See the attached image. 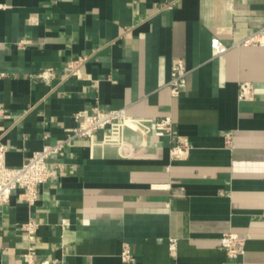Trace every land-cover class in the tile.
Instances as JSON below:
<instances>
[{
  "label": "crops",
  "instance_id": "1",
  "mask_svg": "<svg viewBox=\"0 0 264 264\" xmlns=\"http://www.w3.org/2000/svg\"><path fill=\"white\" fill-rule=\"evenodd\" d=\"M262 31L264 0H0L9 166L66 140L85 111L127 115L66 141L35 201L13 190L0 264H264V44L250 41ZM175 58L190 71L177 96ZM165 116L181 156L155 134Z\"/></svg>",
  "mask_w": 264,
  "mask_h": 264
},
{
  "label": "built area",
  "instance_id": "2",
  "mask_svg": "<svg viewBox=\"0 0 264 264\" xmlns=\"http://www.w3.org/2000/svg\"><path fill=\"white\" fill-rule=\"evenodd\" d=\"M264 31L260 35L253 36L250 41L260 42L264 44ZM259 39V41H258ZM78 61L71 62V66L77 67ZM75 73V71H72ZM189 69L185 66L182 58H175L171 65L170 79L167 83L174 96L181 93L187 84V76ZM52 69H44L37 76L44 79L50 78ZM240 99H252L254 97V86L249 81L240 84ZM4 107L0 106V129L4 130L2 120L5 116ZM127 115L123 108L99 109L94 112H83L82 118L78 120V124L71 129L69 137L66 140L58 141L53 144H46L41 149L34 151L30 157L20 166L12 167L7 164L8 147L2 140L3 132H0V206L10 201L12 192L16 188H21L22 196L30 201L38 198V187L40 184L50 180L53 172L49 167V158L59 153L65 142L73 137H91L96 131L105 129L116 122L126 119ZM156 135H170L178 139L180 143L173 146L171 151L176 157L183 155L187 151V147L181 143L177 130L175 129L173 119L170 116L159 118L154 123ZM27 228L31 233L35 232V224L29 222ZM239 238L234 233H228L221 237V245L231 255L239 252L236 245ZM176 242L172 241V247ZM125 256L131 257L128 250H125ZM26 259L32 261V255L27 253Z\"/></svg>",
  "mask_w": 264,
  "mask_h": 264
}]
</instances>
